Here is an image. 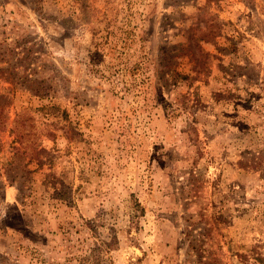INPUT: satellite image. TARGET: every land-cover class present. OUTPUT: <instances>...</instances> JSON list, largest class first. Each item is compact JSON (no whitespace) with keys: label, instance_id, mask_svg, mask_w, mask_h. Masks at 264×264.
<instances>
[{"label":"rangeland","instance_id":"1","mask_svg":"<svg viewBox=\"0 0 264 264\" xmlns=\"http://www.w3.org/2000/svg\"><path fill=\"white\" fill-rule=\"evenodd\" d=\"M0 264H264V0H0Z\"/></svg>","mask_w":264,"mask_h":264}]
</instances>
